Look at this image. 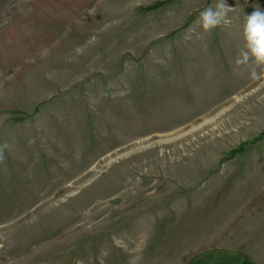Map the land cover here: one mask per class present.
Wrapping results in <instances>:
<instances>
[{
  "label": "rangeland",
  "instance_id": "374dc122",
  "mask_svg": "<svg viewBox=\"0 0 264 264\" xmlns=\"http://www.w3.org/2000/svg\"><path fill=\"white\" fill-rule=\"evenodd\" d=\"M0 0V264H264V0Z\"/></svg>",
  "mask_w": 264,
  "mask_h": 264
},
{
  "label": "clouds",
  "instance_id": "9594fccd",
  "mask_svg": "<svg viewBox=\"0 0 264 264\" xmlns=\"http://www.w3.org/2000/svg\"><path fill=\"white\" fill-rule=\"evenodd\" d=\"M233 7L226 0H217L199 13L197 23L206 33H211L217 27L227 23L228 14ZM244 47L238 50L237 63L251 65L253 77L264 75V11L257 6L254 11L246 15L243 24ZM5 143L0 145V161H3Z\"/></svg>",
  "mask_w": 264,
  "mask_h": 264
},
{
  "label": "crops",
  "instance_id": "0c3cea01",
  "mask_svg": "<svg viewBox=\"0 0 264 264\" xmlns=\"http://www.w3.org/2000/svg\"><path fill=\"white\" fill-rule=\"evenodd\" d=\"M242 250L222 248L197 256L189 264H253Z\"/></svg>",
  "mask_w": 264,
  "mask_h": 264
}]
</instances>
